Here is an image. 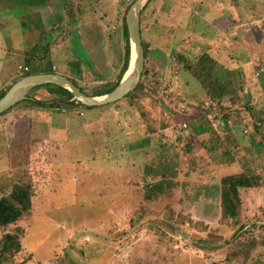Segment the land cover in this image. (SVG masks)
Segmentation results:
<instances>
[{
	"label": "rangeland",
	"instance_id": "rangeland-1",
	"mask_svg": "<svg viewBox=\"0 0 264 264\" xmlns=\"http://www.w3.org/2000/svg\"><path fill=\"white\" fill-rule=\"evenodd\" d=\"M134 1L0 0L7 6V18H0V86L30 69L24 64H31L32 47L25 43L34 44L36 57L50 54L44 64L52 61L56 73L76 70L68 77L77 87L100 90L119 70L122 17ZM201 1L203 10L197 0L147 3L141 92L64 112L28 101L17 125L5 119L15 109L0 116V197L15 182L30 180L33 187L32 208L15 225L24 231L21 249L3 264H264V128L249 138L255 111L264 112V0ZM37 3L25 15L24 6ZM180 54L190 64L213 55L220 71L240 70L246 83L249 97L234 104L241 125L222 134L221 149L230 152L225 160L221 150L202 148L207 134L196 137L189 128L212 116L202 86L177 61ZM108 70L107 79L95 75ZM39 94L42 102L55 97L37 87L28 99ZM211 122L222 133L219 120ZM252 172L258 187L240 188L238 217L224 219L222 178ZM167 175H174V188L148 199L153 182ZM13 228H0V238Z\"/></svg>",
	"mask_w": 264,
	"mask_h": 264
},
{
	"label": "trees",
	"instance_id": "trees-1",
	"mask_svg": "<svg viewBox=\"0 0 264 264\" xmlns=\"http://www.w3.org/2000/svg\"><path fill=\"white\" fill-rule=\"evenodd\" d=\"M151 1V0H150ZM147 5V4H146ZM144 6L141 16H140V25H141V18L144 9ZM122 17V38L124 40V50L123 55L121 58V65L115 81L107 82L103 85V87L99 90L97 89L95 93H88L83 89L79 88L83 93L94 96V95H103L112 91L118 84L121 79L122 74L126 70L128 57H129V47H128V39H127V31L125 27V20ZM142 38V36H141ZM142 46L144 49V56L146 57V49L147 45L143 42L142 39ZM44 50L49 52L47 46H43ZM36 49L32 51V56ZM49 55V54H48ZM47 55L44 54L40 56L38 62L42 64L45 61V57ZM215 57L210 54H203L198 56L193 63H188V60L183 55L177 56V61L183 63V70H186L201 86L205 95V98L208 102V109L210 115H205L200 120L189 122V128L191 129L194 136L199 137L207 134L208 140L202 144V148L206 150L209 154L219 151L220 156L223 160L225 157L230 155L229 149H221L224 146V138L226 135H229L230 130L233 129L234 126H240L241 118L239 113L234 107L236 101H243L242 99L245 97H249L248 93L245 90V82H241L238 77H240L239 71L240 70H230L226 71L225 73L220 71V65L216 63L214 60ZM33 62V58L31 59ZM31 68V67H30ZM48 74V73H56L54 69H52V65L44 64V66L31 68L27 72H25L23 76L34 75V74ZM144 74V72H143ZM262 74L261 71L257 72V76ZM225 75H228L227 77ZM71 80V79H70ZM75 86H78L71 80ZM41 87H46L50 91L55 92V97L50 100L48 106L52 108L59 109L62 106L72 105V106H79L81 108H87L75 101L71 100V95L65 91L64 89L53 86V85H45ZM143 88L142 80H140L137 88L128 94L125 98H130L137 92H141ZM6 92V91H5ZM5 92L0 93V98L5 94ZM28 99V98H27ZM26 99V100H27ZM30 101V99H28ZM27 100V101H28ZM225 101V102H224ZM36 103H41L42 105L45 102L37 100ZM245 107L247 110L250 111V114L254 112L253 108L248 106V101L245 100ZM20 103L16 104L11 109L18 106ZM33 104V103H32ZM96 108V107H93ZM10 109V111H11ZM88 109V108H87ZM92 109V108H89ZM262 109V108H261ZM9 111V110H8ZM211 111V112H210ZM213 111H216L217 114H212ZM4 112L3 114H5ZM1 114V115H3ZM0 115V116H1ZM254 117L255 122L253 125V134L250 136V141L252 142L253 136L256 134L259 126L264 128V112L260 110V112L255 111ZM219 120L221 131L224 134V138L220 136V133L214 128L211 121ZM239 124V125H238ZM186 124H184V128ZM247 134V132H244ZM259 133V132H258ZM232 134V133H231ZM234 138V137H233ZM256 138V137H255ZM234 144L232 143L233 147H241L239 146L238 139L234 138ZM226 142V141H225ZM231 146V143L228 144V147ZM224 156V157H223ZM169 167H167V171ZM174 176V175H173ZM172 175H167V180L163 179L158 182H153L151 185V189L147 198L150 199L152 196H160L168 192L169 190L174 188V183L170 177ZM166 177V176H165ZM258 177L253 174H246L241 173L237 175H228L222 178L220 186H219V193H220V207H221V214L224 219H236L239 215V210L241 206V200L239 197V189H251L258 187ZM32 183L30 180L27 182H15L11 185L10 190L4 195L0 197V228H7L9 226H14V228L5 233L0 238V264H3L5 260H8V257H11L17 254L21 249V240L24 235V231L20 226H15L18 222L22 221L25 214H27L32 208V196H33V189Z\"/></svg>",
	"mask_w": 264,
	"mask_h": 264
},
{
	"label": "water",
	"instance_id": "water-1",
	"mask_svg": "<svg viewBox=\"0 0 264 264\" xmlns=\"http://www.w3.org/2000/svg\"><path fill=\"white\" fill-rule=\"evenodd\" d=\"M149 1L135 0L126 11L124 20L129 47L128 63L120 81L112 91L103 95L90 96L83 93L69 78L60 74L23 76L15 81L0 98V115L24 101L32 89L45 85L64 89L71 95L70 101H75L87 108L103 107L124 99L137 88L144 71L145 56L142 46L140 16L144 6Z\"/></svg>",
	"mask_w": 264,
	"mask_h": 264
},
{
	"label": "crops",
	"instance_id": "crops-1",
	"mask_svg": "<svg viewBox=\"0 0 264 264\" xmlns=\"http://www.w3.org/2000/svg\"><path fill=\"white\" fill-rule=\"evenodd\" d=\"M201 0H197V6L198 5H200L201 6V8H202V10H203V8H204V6L205 5H203V4H201V3H203V1H201ZM206 1V3L207 4H209L210 5V3L211 2H213L212 0H209L208 2H207V0H205ZM211 1V2H210ZM2 6V5H1ZM40 6V4H36V5H33V6H30V4H26L24 7H25V15H28V14H30L32 11H34V10H36L35 8H37V7H39ZM7 7V6H6ZM5 7V9H4V7H0V18L1 19H6L7 18V14H6V10H7V8ZM201 10V9H200ZM37 11V10H36ZM206 11V10H205ZM195 13H196V11H195ZM196 17H197V15L196 14H193V15H191V19H193V20H195L196 19ZM6 21H8V20H5L4 22L6 23ZM4 22H2V23H4ZM213 26V25H212ZM24 36H26V35H24L23 34V41H26L25 40V38H24ZM24 45L26 46V47H28V46H31L32 48V50L29 52V51H26V56H28V57H30V56H32L31 54H32V51L34 50L33 49V45L34 44H32V45H28V44H25L24 43ZM27 52H29V53H27ZM79 56V55H78ZM81 56V55H80ZM82 57V56H81ZM32 58H33V62H31V64H30V62L29 63H26V64H24V68H27V69H29V67H31V66H33L34 68L35 67H40L42 64L44 65V62H46L49 58H50V54L49 55H47L45 58V61L42 63V64H40L39 62H38V59L40 58V57H36V55L34 54V56H32ZM31 58V59H32ZM83 58V57H82ZM26 59H27V57H26ZM30 59V60H31ZM72 60V59H71ZM70 60V61H71ZM32 61V60H31ZM74 62H73V64H71V62H70V66H69V68L71 67V66H75V62H77V61H75V59L73 60ZM86 62V61H85ZM80 63V62H79ZM49 64H52V68L54 69V71L56 72V69H55V65L53 64V62L52 61H49ZM29 65H31V66H29ZM120 65H121V62H120ZM43 67V66H42ZM120 68V67H119ZM31 69V68H30ZM29 69V70H30ZM76 71V70H75ZM75 71L74 72H72L71 70H68V72H67V74L68 75H66V74H61V73H59L60 75H63V76H65V77H67V78H69L70 76L69 75H75ZM119 71V70H118ZM118 73V72H117ZM42 74V73H41ZM56 74H58V73H56ZM77 74H80L81 75V71H78V73ZM110 74V70H108L107 72H104V73H102V74H100L99 72H97V73H95V75L96 76H98V78H102V79H107V77H108V75ZM19 76L20 75H16V74H12V75H10L9 76V79H8V81H6L5 83H3L1 86H0V93L1 92H5V91H7L8 90V88L14 83L12 80H17V78H19ZM69 76V77H68ZM116 76H117V74H116ZM116 76H115V78H116ZM115 78H113V81H115ZM70 79V78H69ZM112 82V81H111ZM107 83V82H106ZM109 83V82H108ZM262 85H264V83L262 84ZM246 91V90H245ZM247 92V91H246ZM41 93V92H40ZM248 93V96H249V91L247 92ZM250 95H251V93H250ZM41 96L42 95H38L35 99H30V103H33V104H38V103H36V101L37 100H39L40 98H41ZM27 98H28V95H27ZM26 98V99H27ZM24 100L22 103H23V105H21V104H19L18 106H16L15 108H13V109H15V110H13V112L11 111V112H9L10 114L5 118L6 120L8 119V121L10 122V123H13L14 122V124H16L17 125V123L20 121V118L21 117H24L25 115H26V110H28V109H30V107H31V104H29L28 103V101L27 100ZM52 98H51V96H48L47 97V100H44V102H45V104H41V103H39L38 105H40V106H46L45 108L46 109H51V110H56V111H58V112H64V111H66L68 108H73V106L72 105H67V106H62V109L61 108H59V109H57V108H52V107H50V106H48V104L50 103V100H51ZM21 103V102H20ZM64 107V108H63ZM249 127V126H248ZM236 129V128H235ZM232 130V129H231ZM232 133V132H231ZM223 133H220V136L223 138V135H222ZM229 136H231V134H229ZM237 139V138H236ZM31 140H33V139H29V141H30V144H32V141ZM36 141V140H35ZM239 142V141H238ZM35 144H37L36 142H35ZM242 145V144H241ZM36 146H38V145H36ZM36 148V147H35ZM34 148V149H35ZM33 149V150H34ZM42 164H44V163H42Z\"/></svg>",
	"mask_w": 264,
	"mask_h": 264
},
{
	"label": "built area",
	"instance_id": "built-area-1",
	"mask_svg": "<svg viewBox=\"0 0 264 264\" xmlns=\"http://www.w3.org/2000/svg\"><path fill=\"white\" fill-rule=\"evenodd\" d=\"M24 70H26V68ZM183 127H184V125H183Z\"/></svg>",
	"mask_w": 264,
	"mask_h": 264
},
{
	"label": "flooded vegetation",
	"instance_id": "flooded-vegetation-1",
	"mask_svg": "<svg viewBox=\"0 0 264 264\" xmlns=\"http://www.w3.org/2000/svg\"><path fill=\"white\" fill-rule=\"evenodd\" d=\"M146 59V58H145Z\"/></svg>",
	"mask_w": 264,
	"mask_h": 264
}]
</instances>
